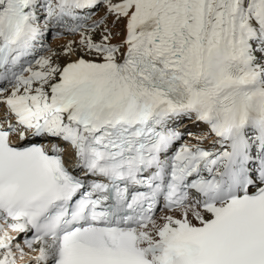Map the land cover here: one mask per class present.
<instances>
[{"label":"snow or ice","instance_id":"snow-or-ice-1","mask_svg":"<svg viewBox=\"0 0 264 264\" xmlns=\"http://www.w3.org/2000/svg\"><path fill=\"white\" fill-rule=\"evenodd\" d=\"M0 264H264V0H0Z\"/></svg>","mask_w":264,"mask_h":264}]
</instances>
